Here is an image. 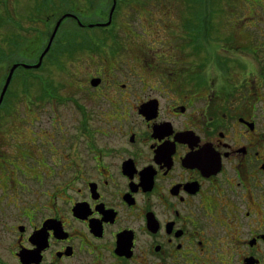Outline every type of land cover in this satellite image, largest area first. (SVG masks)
Returning a JSON list of instances; mask_svg holds the SVG:
<instances>
[{
  "label": "flooded vegetation",
  "instance_id": "flooded-vegetation-1",
  "mask_svg": "<svg viewBox=\"0 0 264 264\" xmlns=\"http://www.w3.org/2000/svg\"><path fill=\"white\" fill-rule=\"evenodd\" d=\"M246 1L256 2L252 15L234 20L237 9L223 6L232 10L233 39L207 31L219 48H199L207 60L192 69L199 82L161 45L146 66L151 83L144 70L120 80L116 63L83 76L97 124L80 144L60 132L38 138L36 118L28 132L0 131V264H264V0ZM112 18L90 26L107 29ZM107 35L98 46L78 39L76 50L90 51L97 67L120 52L101 47ZM37 62L16 69L38 71Z\"/></svg>",
  "mask_w": 264,
  "mask_h": 264
},
{
  "label": "rangeland",
  "instance_id": "rangeland-1",
  "mask_svg": "<svg viewBox=\"0 0 264 264\" xmlns=\"http://www.w3.org/2000/svg\"><path fill=\"white\" fill-rule=\"evenodd\" d=\"M114 3L115 13L114 19L112 18L114 23L110 27L104 29L98 25L90 26L100 20H109ZM226 5L236 8V12L230 8H223ZM252 5H256V2L251 3L246 0H0V92L15 62L38 60L49 41L56 21L63 14L72 12L70 14L79 16L80 20L87 25L80 26L77 24L78 18L69 17L70 14L63 18L53 41L52 53L56 46L61 44L57 49V56L53 55L55 62L49 63L51 57L43 60L46 68L51 69L50 72L47 73L46 68L38 72L24 66L16 69L11 82L12 94L8 95L0 109V117L4 115L6 117V122L2 120L4 123L0 131L4 129V132H9L8 129L20 128L18 131L24 129L28 132V121L36 118L33 124L38 138H43L40 134L46 132H60L65 134L63 138L68 141L67 144L75 141L80 144L79 137L82 133H85L91 125L97 124L94 113L97 105L80 89V81L89 69L104 66V69L109 68L112 71L116 63V72L122 75L120 80L123 77H129L133 81L135 77L132 76V70L148 71L146 66L154 64L150 60L152 48L157 49L162 45L163 53L175 54V50L177 51L179 58L175 57V60L178 63V70H181V64L187 66L189 68L185 70L187 78L197 83L202 78L192 69L207 68L205 54H201L199 48L203 47L207 50V45L219 48L217 43L207 40V31L208 37L233 39L235 28L232 25H226L225 17L228 20L231 17L229 10L232 11V20L244 15H252L249 11ZM210 6L213 7L211 13L214 16L215 25L207 29V12ZM252 21L253 18H248L242 23L244 25ZM103 33L109 34L107 37L110 39L101 47L120 49L121 53L114 50L111 53L115 55L114 57L108 60L104 57L103 60H99L96 67L91 60L90 51L76 50V43L78 39L84 40L89 37L90 41L95 40L94 43L98 46L102 44L101 40H105ZM14 41L17 43V49L12 52L10 46ZM123 44L127 45L126 49ZM127 51L131 53V56H125L124 52ZM97 53L100 55L96 57L100 59L103 56L102 52ZM156 56L163 67L159 54ZM117 59L123 61L118 62ZM167 67H172V64H168ZM150 74V72L142 73L146 78L145 81L150 80L149 83L153 80ZM34 76H37V79ZM25 77L28 78L27 82ZM47 79L50 82L49 85H46ZM28 84L29 90L22 91L21 88H14ZM61 96L65 99H61ZM47 97L51 101L44 102ZM75 99L87 109L80 107ZM36 102L42 104L35 105L36 107L33 108L32 105ZM91 116H93L92 122H90ZM22 119L24 122L21 121ZM49 138L51 143L53 137Z\"/></svg>",
  "mask_w": 264,
  "mask_h": 264
},
{
  "label": "water",
  "instance_id": "water-1",
  "mask_svg": "<svg viewBox=\"0 0 264 264\" xmlns=\"http://www.w3.org/2000/svg\"><path fill=\"white\" fill-rule=\"evenodd\" d=\"M114 9H115V3H114V5H113V7H112V9H111V12H110V19H109V21H108L107 23H109V22L111 21L112 13H113ZM69 14H70V13L63 14V15H62L60 18H58V20L56 21V24H55V26H54V28H53V30H52L51 35H50L49 41H48L46 47L44 48V50L41 52V54H40V56H39V59H38V62L34 65L35 67H39V66L42 64V61H43L44 55H45L46 52L50 49V47H51V45H52V42H53V40H54V38H55V36H56V33H57V31H58V28H59V26H60V24H61L63 18H64L66 15H69ZM18 65H19V63H14V64L12 65V67L10 68V71H9V73H8V76H7V78H6V81H5L4 85H3V88H2V91H1V94H0V104L2 103L3 98H4V95H5L6 91H7V88H8V86H9L10 82H11L12 76H13V74H14V70L16 69V67H17ZM23 65H24L25 67H30V66H31L30 64H27V63H23Z\"/></svg>",
  "mask_w": 264,
  "mask_h": 264
},
{
  "label": "trees",
  "instance_id": "trees-1",
  "mask_svg": "<svg viewBox=\"0 0 264 264\" xmlns=\"http://www.w3.org/2000/svg\"><path fill=\"white\" fill-rule=\"evenodd\" d=\"M75 44V43H74ZM14 45V47L17 45V43H15V41H14V44L12 43V45L10 46L11 47V51L13 50L12 49V46ZM60 45L61 44H58V46H56V48H55V51H54V53H57V49L60 47ZM71 45V44H70ZM76 45H77V43H76ZM71 46H74V45H71ZM52 51H53V49L51 50V52H50V54H49V57H51V60L54 62L55 60H54V57H52ZM57 56V55H56ZM37 61V60H36ZM44 63V62H43ZM45 64L46 63H44L43 64V66H41L40 68H38V69H40V70H44L45 68H46V66H45ZM27 76V75H26ZM28 77V76H27ZM27 77H25V81L27 82L28 81V78ZM36 79H37V77H36ZM29 85V84H28Z\"/></svg>",
  "mask_w": 264,
  "mask_h": 264
}]
</instances>
